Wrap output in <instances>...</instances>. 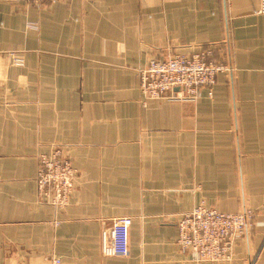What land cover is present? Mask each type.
Returning <instances> with one entry per match:
<instances>
[{
  "label": "crops",
  "instance_id": "1",
  "mask_svg": "<svg viewBox=\"0 0 264 264\" xmlns=\"http://www.w3.org/2000/svg\"><path fill=\"white\" fill-rule=\"evenodd\" d=\"M261 0H0V264H219L178 245L200 202L254 212L228 264H264ZM213 47L214 93L147 100L152 58ZM12 53L24 55L23 66ZM77 174L60 209L37 197L38 156ZM131 217L130 254L107 253Z\"/></svg>",
  "mask_w": 264,
  "mask_h": 264
},
{
  "label": "built area",
  "instance_id": "2",
  "mask_svg": "<svg viewBox=\"0 0 264 264\" xmlns=\"http://www.w3.org/2000/svg\"><path fill=\"white\" fill-rule=\"evenodd\" d=\"M33 3H56L63 0H30ZM257 14H264L261 0ZM213 47H199L190 54H176L170 58H152L140 70V91L147 100L180 101L197 98L206 89L209 96L222 73H230L229 63L214 59ZM13 62L23 66L24 55L12 53ZM178 89V90H176ZM76 168L61 146H52L49 153L38 156L36 177L37 197L57 209L65 207L74 187ZM254 212L245 209L239 213H225L200 202L178 220V245L191 251L199 262L228 264L233 261L235 247L240 238L253 227ZM132 218L118 217L110 229L109 254L127 257L130 254V227ZM52 264H62L53 258Z\"/></svg>",
  "mask_w": 264,
  "mask_h": 264
},
{
  "label": "water",
  "instance_id": "3",
  "mask_svg": "<svg viewBox=\"0 0 264 264\" xmlns=\"http://www.w3.org/2000/svg\"><path fill=\"white\" fill-rule=\"evenodd\" d=\"M176 90H178V89H176Z\"/></svg>",
  "mask_w": 264,
  "mask_h": 264
}]
</instances>
